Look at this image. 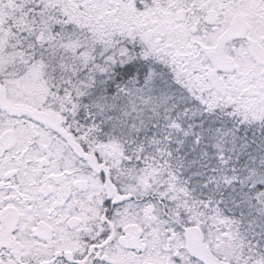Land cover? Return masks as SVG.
Returning a JSON list of instances; mask_svg holds the SVG:
<instances>
[{
    "label": "snow or ice",
    "instance_id": "6c2138e0",
    "mask_svg": "<svg viewBox=\"0 0 264 264\" xmlns=\"http://www.w3.org/2000/svg\"><path fill=\"white\" fill-rule=\"evenodd\" d=\"M0 264H264V0H0Z\"/></svg>",
    "mask_w": 264,
    "mask_h": 264
}]
</instances>
